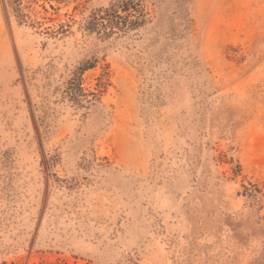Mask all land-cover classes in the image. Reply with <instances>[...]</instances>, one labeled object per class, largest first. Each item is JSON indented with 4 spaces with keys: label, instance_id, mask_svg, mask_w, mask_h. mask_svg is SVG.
I'll list each match as a JSON object with an SVG mask.
<instances>
[{
    "label": "rangeland",
    "instance_id": "374dc122",
    "mask_svg": "<svg viewBox=\"0 0 264 264\" xmlns=\"http://www.w3.org/2000/svg\"><path fill=\"white\" fill-rule=\"evenodd\" d=\"M0 264H264V0H0Z\"/></svg>",
    "mask_w": 264,
    "mask_h": 264
},
{
    "label": "trees",
    "instance_id": "16d2710c",
    "mask_svg": "<svg viewBox=\"0 0 264 264\" xmlns=\"http://www.w3.org/2000/svg\"><path fill=\"white\" fill-rule=\"evenodd\" d=\"M91 22V24L94 26V21H90Z\"/></svg>",
    "mask_w": 264,
    "mask_h": 264
}]
</instances>
